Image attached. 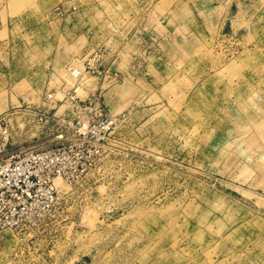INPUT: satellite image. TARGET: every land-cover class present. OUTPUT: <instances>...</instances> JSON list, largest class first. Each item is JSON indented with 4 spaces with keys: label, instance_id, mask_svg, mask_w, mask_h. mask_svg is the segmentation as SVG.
I'll return each mask as SVG.
<instances>
[{
    "label": "rangeland",
    "instance_id": "1",
    "mask_svg": "<svg viewBox=\"0 0 264 264\" xmlns=\"http://www.w3.org/2000/svg\"><path fill=\"white\" fill-rule=\"evenodd\" d=\"M98 50L79 97L121 121L0 264H264V0H0L9 150L56 145L43 96Z\"/></svg>",
    "mask_w": 264,
    "mask_h": 264
},
{
    "label": "built area",
    "instance_id": "2",
    "mask_svg": "<svg viewBox=\"0 0 264 264\" xmlns=\"http://www.w3.org/2000/svg\"><path fill=\"white\" fill-rule=\"evenodd\" d=\"M109 59L103 50L91 52L82 69L70 68L69 81L56 92H47L44 103L65 101L73 115L62 120L56 115L37 110L42 124L62 127L52 135L55 146L38 149L21 145L9 150L10 130L6 115H0V231L24 229L39 223L61 202L57 180L68 184L79 182L87 174V165L97 161L117 129L121 116L110 114L94 95L81 100L79 91L86 76H100Z\"/></svg>",
    "mask_w": 264,
    "mask_h": 264
},
{
    "label": "bare ground",
    "instance_id": "3",
    "mask_svg": "<svg viewBox=\"0 0 264 264\" xmlns=\"http://www.w3.org/2000/svg\"><path fill=\"white\" fill-rule=\"evenodd\" d=\"M56 185L61 193H65V191H67L68 186L64 184L61 180H57Z\"/></svg>",
    "mask_w": 264,
    "mask_h": 264
}]
</instances>
